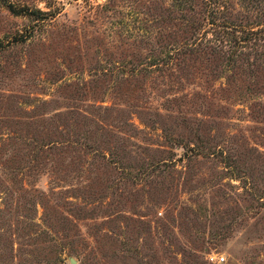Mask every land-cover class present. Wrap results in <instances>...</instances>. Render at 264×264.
Returning <instances> with one entry per match:
<instances>
[{"label":"rangeland","instance_id":"1","mask_svg":"<svg viewBox=\"0 0 264 264\" xmlns=\"http://www.w3.org/2000/svg\"><path fill=\"white\" fill-rule=\"evenodd\" d=\"M3 1L54 16L34 22L0 0V264H69V257L74 264H264V115L250 118L245 103L227 104L207 126L221 154H183L161 145L156 123L141 125L155 109L165 127L183 133L174 127V104L162 103L179 96L178 87L153 73L122 80L128 62L173 33V21L152 19L168 0ZM197 88L185 83L182 92ZM77 104L111 106L106 144L116 146L113 158L122 154L117 169L90 154L31 148L30 137L53 131L57 114ZM198 108L181 109L197 115ZM124 120L142 132H125ZM140 145L171 150H144L141 158L169 156L174 165L154 180H125ZM242 174L248 178H231ZM49 186L60 192L49 194Z\"/></svg>","mask_w":264,"mask_h":264},{"label":"trees","instance_id":"2","mask_svg":"<svg viewBox=\"0 0 264 264\" xmlns=\"http://www.w3.org/2000/svg\"><path fill=\"white\" fill-rule=\"evenodd\" d=\"M1 3L11 13L27 16L34 22H43L54 16L49 10L16 8L3 0ZM158 6L159 11L152 19L159 23L173 21L174 31L168 36L157 38L152 52L137 63L128 62L129 67L125 69L126 76L122 80L129 83L130 78L139 73L142 77L153 73L154 79L159 78L163 86L178 87L176 89L181 94H171L163 98L162 103L174 104L179 112L175 115L179 123L174 127L176 129L179 126L183 133H174L165 127L162 119L164 115L155 109L149 111L154 116L152 121L146 120L149 125L144 122L141 125L153 130V123H156L160 131L157 136L162 139L161 145L164 147H180L183 154L189 151L192 155H220L221 140H217V136L211 134L207 126H210L208 122L214 120V117L226 115L227 110H230L227 104L245 103L250 118L253 115H264V0H168L166 7ZM185 83H196L198 88L182 92ZM194 102L199 107L197 115L181 109L184 104ZM210 106L213 111L208 112ZM163 109L166 110V106ZM109 110L111 106L90 104L85 109L80 108V104L70 106L57 114L52 124L53 131L40 138L30 137V146L41 152L90 154L91 161L103 160L104 166L112 164L117 169L122 154L113 158V147L116 146L106 144L114 135L110 125L104 122ZM123 127L125 132L128 129L137 132L143 130L128 120H124ZM128 135L132 136V133ZM4 137L7 141L16 138L8 135ZM98 140H103L106 148L100 147V143H96ZM136 147H141L137 152L139 163L134 171H122L125 180H154L163 177L162 174L174 165L169 156L150 155L141 158L143 154L146 155L144 150L171 153L169 149L142 145ZM244 176L242 174L231 178H248ZM48 190L49 194L60 192L54 191L52 187ZM35 194L37 201L42 204L45 194L38 190ZM2 209L0 207V219L5 215ZM180 235L183 236L182 233Z\"/></svg>","mask_w":264,"mask_h":264},{"label":"built area","instance_id":"3","mask_svg":"<svg viewBox=\"0 0 264 264\" xmlns=\"http://www.w3.org/2000/svg\"><path fill=\"white\" fill-rule=\"evenodd\" d=\"M208 259L212 262L218 263V262H221L223 260V257L220 256L219 258H217L216 256H208Z\"/></svg>","mask_w":264,"mask_h":264},{"label":"water","instance_id":"4","mask_svg":"<svg viewBox=\"0 0 264 264\" xmlns=\"http://www.w3.org/2000/svg\"><path fill=\"white\" fill-rule=\"evenodd\" d=\"M68 262H69V264H74V261L71 257L68 258Z\"/></svg>","mask_w":264,"mask_h":264}]
</instances>
